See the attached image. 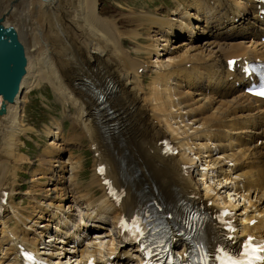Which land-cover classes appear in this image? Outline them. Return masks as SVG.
I'll return each mask as SVG.
<instances>
[{"label": "bare ground", "instance_id": "obj_1", "mask_svg": "<svg viewBox=\"0 0 264 264\" xmlns=\"http://www.w3.org/2000/svg\"><path fill=\"white\" fill-rule=\"evenodd\" d=\"M8 1L0 10L3 24H13L46 59L31 78L34 60L26 51L19 93L0 115V264H20L21 245L56 262L93 253L103 254V264L124 257L140 264L137 246L122 239L120 220L148 200L177 212L190 205L217 212L223 204L235 211L231 242L248 233L264 240V100L244 93L249 77L241 70L244 59H264L261 0H174L176 8L172 4L163 16L117 1L135 26L129 32L122 19L102 15L100 0ZM181 36V44L170 42ZM125 38L137 43L136 55ZM231 58L237 59L232 71ZM41 80L51 84L65 115L46 127L52 138L38 155L29 202L22 206L14 202L19 172L34 164L22 150L27 129L20 110ZM72 139L93 147L88 183L81 180V158L60 160ZM165 139L176 153L163 151ZM100 164L104 174L96 170ZM106 178L123 191L119 203L107 193ZM73 205L84 207L80 221ZM92 220L106 227L95 234L102 249L94 242L79 247ZM174 246L181 254L188 249Z\"/></svg>", "mask_w": 264, "mask_h": 264}, {"label": "rangeland", "instance_id": "obj_2", "mask_svg": "<svg viewBox=\"0 0 264 264\" xmlns=\"http://www.w3.org/2000/svg\"><path fill=\"white\" fill-rule=\"evenodd\" d=\"M117 1H120L125 7L133 6V7H135V9L137 11H143V9H144V11L150 10L152 12L153 10L157 11V9H159L161 11L160 15H162L163 12L165 10H167L168 7H172V4H174L173 9H175L177 6L176 2L174 0H100V2L98 3V10L101 11L102 15L104 17H107V18H114L115 17V18L120 19V20L122 19V21H120V22L123 23V25L125 24L123 30L126 32H129L130 30L135 28V26L133 23H131L129 21V19H127L125 17V15L129 14L127 12L128 10L125 7L124 8L120 7L119 2H117ZM8 2H9L8 0H0V10H1V7H3V5L7 4ZM148 4H150L152 6L149 7ZM172 10L170 12H172ZM171 16L177 17L176 15H171ZM5 17H3L4 20H5ZM11 21H10V23L12 24ZM41 27H40V30L42 29ZM18 35H19V33H18ZM21 36L22 35L20 34L19 38L21 41L23 39L22 43L25 44L24 46L26 47V51L29 52L28 55L31 56L30 59L33 56V58L31 60L32 61L34 60L33 61L34 69L31 73H33L35 76L33 74H31L30 76H31V78H34L37 76L35 74V72L36 73L38 72L37 74H39L41 69L42 70L44 69L43 66L45 65V59L46 58H44V60H43L42 57L44 54L43 53L41 54V52H42L41 48H34V47H32V44L28 43V42H27L28 44H26L27 40ZM128 39L125 38V44H126L127 48L130 51H132V54L136 55L137 43L132 41V40L130 41V39L129 40ZM184 40H185V37H183V36H181L179 38L173 37L170 42L175 44V45H178V44H181ZM202 41H203V39H202ZM28 48L31 50V52H32L31 54H30V50ZM32 49H33V51H35V49H39V51L38 52L35 51V54H34ZM34 55H36V56L34 57ZM37 56H38V59L36 58ZM143 57L144 56L141 55V58H143ZM37 60H39V62L41 64L38 65ZM42 60L44 62H42ZM144 74L146 76L149 75V73H144ZM27 98H26L24 106L20 110V113L22 114V118H23V122H24L23 124L25 125V128L27 129L25 131L26 134L22 135L23 141L26 142L22 145V150L25 154H27L29 157H31L32 163L34 165L28 166V164H26L23 166L24 170L19 172L18 181L20 182L21 185H20L19 189L17 191H15L14 202L19 203L22 206L27 205L29 202L27 199V193L26 192H27V190H29V188L32 184V179H33L32 176L34 174L33 171H34V167L38 163V155L43 153L45 146L47 145V143L52 138L46 134V130H47L48 126H50L51 123L54 120H56V117L59 119L62 115L63 116L65 115L64 112H62V111H64V109L62 110L63 104L60 103V101L57 99L56 94H55L51 84L48 83V81H46V80H41L37 83H34V85H32L30 87V91L27 94ZM61 112H62V114H61ZM65 124H66L65 129H67L70 126L71 121L69 119H67ZM65 133L66 134L68 133L67 130L65 131ZM70 135H72V134H70ZM68 142H67L68 144L65 143L67 147H64V150L62 152L60 160L61 161L65 160L69 156V154H71L72 156H74L76 158H81L84 162V169L81 171V180L84 183H88L91 179V175H92L93 169H94L93 156H95V154L92 151L93 147L91 148L92 149L91 150L89 148V144L86 140L82 141L81 139L80 140L79 139H72L71 141H68ZM54 163H55V165H58V162H54ZM198 168L200 169V167H198ZM228 184H230V183H228ZM225 187H227V186H225ZM228 189H230V188L228 187ZM223 190L224 189H222V188L220 189V191H222V194L225 195L226 199H228L227 192H223ZM54 193L55 192H52V196L54 195ZM235 196L237 197V195H232L231 199L236 200V199H234ZM239 200H240V203L242 204L243 198L241 200V197H240ZM73 206L75 209L72 210L71 213L76 216V221H80L83 217H85L84 216L85 215L84 207L83 206L78 207L76 205H73ZM86 219H88L87 216H86ZM89 222H93L94 228L90 232L86 231V232L80 234V241H81V238H83V240H82V243L80 242L79 247H84V245H86V244L90 246L92 244V242L98 243V241H99L98 237H100V236L95 235V234L96 233L104 234L103 232H105V231L107 232L105 225L100 224L101 222H99L97 220L96 221L92 220ZM51 227H53L52 223H51ZM84 238H86V239H84ZM93 238H96V239L91 240L92 242H90L88 240V239H93ZM45 240H47V239H45ZM69 244H72V243L69 242ZM69 244H67V246ZM67 246H65V247H67ZM68 248H71V246H69ZM126 264H135V262L127 260Z\"/></svg>", "mask_w": 264, "mask_h": 264}, {"label": "water", "instance_id": "obj_3", "mask_svg": "<svg viewBox=\"0 0 264 264\" xmlns=\"http://www.w3.org/2000/svg\"><path fill=\"white\" fill-rule=\"evenodd\" d=\"M26 64L25 49L16 29L3 25L0 18V115L6 112L7 103H13L19 93Z\"/></svg>", "mask_w": 264, "mask_h": 264}, {"label": "snow or ice", "instance_id": "obj_4", "mask_svg": "<svg viewBox=\"0 0 264 264\" xmlns=\"http://www.w3.org/2000/svg\"><path fill=\"white\" fill-rule=\"evenodd\" d=\"M256 94L264 96V85L260 87ZM100 171L103 173V167L100 168ZM252 239L253 238L249 237L245 242L243 252L240 254L239 259H236L227 253H223V250H221L223 253V255L220 257L221 264H256V262H261V264H264V255H258V253L264 252V242H260L259 246L253 247Z\"/></svg>", "mask_w": 264, "mask_h": 264}]
</instances>
